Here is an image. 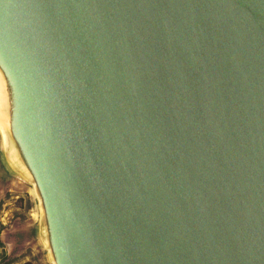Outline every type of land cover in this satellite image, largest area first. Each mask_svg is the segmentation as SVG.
<instances>
[{
  "label": "water",
  "instance_id": "95a60500",
  "mask_svg": "<svg viewBox=\"0 0 264 264\" xmlns=\"http://www.w3.org/2000/svg\"><path fill=\"white\" fill-rule=\"evenodd\" d=\"M0 89L54 264H264V0H0Z\"/></svg>",
  "mask_w": 264,
  "mask_h": 264
},
{
  "label": "rangeland",
  "instance_id": "374dc122",
  "mask_svg": "<svg viewBox=\"0 0 264 264\" xmlns=\"http://www.w3.org/2000/svg\"><path fill=\"white\" fill-rule=\"evenodd\" d=\"M0 264H54L35 186L10 156L1 125Z\"/></svg>",
  "mask_w": 264,
  "mask_h": 264
},
{
  "label": "bare ground",
  "instance_id": "6f19581e",
  "mask_svg": "<svg viewBox=\"0 0 264 264\" xmlns=\"http://www.w3.org/2000/svg\"><path fill=\"white\" fill-rule=\"evenodd\" d=\"M1 113H3V101H2V94L0 89V117H1Z\"/></svg>",
  "mask_w": 264,
  "mask_h": 264
}]
</instances>
